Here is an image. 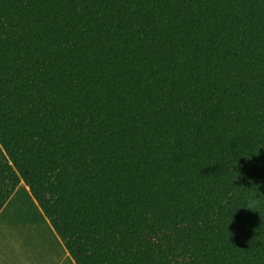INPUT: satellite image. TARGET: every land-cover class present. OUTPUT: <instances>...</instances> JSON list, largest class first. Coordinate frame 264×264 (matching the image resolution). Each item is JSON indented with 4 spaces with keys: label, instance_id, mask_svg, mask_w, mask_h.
I'll return each instance as SVG.
<instances>
[{
    "label": "trees",
    "instance_id": "1",
    "mask_svg": "<svg viewBox=\"0 0 264 264\" xmlns=\"http://www.w3.org/2000/svg\"><path fill=\"white\" fill-rule=\"evenodd\" d=\"M21 181L76 264H264V0H0Z\"/></svg>",
    "mask_w": 264,
    "mask_h": 264
},
{
    "label": "crops",
    "instance_id": "2",
    "mask_svg": "<svg viewBox=\"0 0 264 264\" xmlns=\"http://www.w3.org/2000/svg\"><path fill=\"white\" fill-rule=\"evenodd\" d=\"M23 223L26 227L22 225ZM25 230H30L29 234ZM35 239H38L36 240L37 244L34 241ZM42 249H45V251H42ZM49 257H52V259L50 260ZM57 259L58 261L56 262ZM55 263L76 264L41 207L32 196L29 187L21 181L0 209V264Z\"/></svg>",
    "mask_w": 264,
    "mask_h": 264
},
{
    "label": "bare ground",
    "instance_id": "3",
    "mask_svg": "<svg viewBox=\"0 0 264 264\" xmlns=\"http://www.w3.org/2000/svg\"><path fill=\"white\" fill-rule=\"evenodd\" d=\"M36 223V222H35ZM39 223V222H38ZM37 224V223H36ZM22 225H24V223L22 224ZM31 225H34V224H31ZM25 226V225H24ZM38 226V225H37ZM26 227V226H25ZM35 227V226H34ZM28 228V227H27ZM29 228H30V225H29ZM39 228V227H38ZM22 229V228H21ZM33 229V228H32ZM36 229V228H35ZM34 229V230H35ZM38 230V229H37ZM40 230V229H39ZM28 234H29V232H30V230L29 231H27V230H25ZM33 231V230H32ZM21 232H24V231H21ZM45 232V231H44ZM33 234V233H32ZM41 235V234H40ZM29 236V235H28ZM35 236V235H34ZM42 236H44V235H42ZM41 236V237H42ZM24 237V236H23ZM22 237V238H23ZM20 238H21V235H20ZM29 238V237H28ZM27 238V239H28ZM44 238V237H43ZM47 238V237H46ZM34 239V238H33ZM36 240H38V239H35L34 241H36ZM43 240H46V239H43ZM24 241V240H23ZM33 241V240H32ZM48 241V240H47ZM44 242H46V241H44ZM50 243H51V241H50ZM36 244H37V241H36ZM46 244V243H45ZM45 244H43V245H45ZM38 245H39V241H38ZM50 245V244H49ZM52 246V245H51ZM55 247V246H54ZM50 249V248H49ZM45 251V249H42V251ZM59 253V252H58ZM43 254V253H42ZM47 254V253H46ZM45 254V255H46ZM60 254V253H59ZM44 257V256H43ZM53 258H54V256H53ZM48 259V258H47ZM47 259H45L46 261H47ZM49 259L51 260L52 259V257H49ZM54 260H55V258H54ZM60 260V259H59ZM49 261V260H48ZM58 261V259L56 260V262ZM29 262V261H28ZM50 262V261H49ZM55 262V261H54ZM51 263H52V261H51ZM56 264V263H55Z\"/></svg>",
    "mask_w": 264,
    "mask_h": 264
}]
</instances>
